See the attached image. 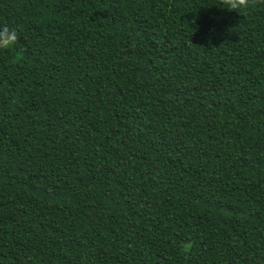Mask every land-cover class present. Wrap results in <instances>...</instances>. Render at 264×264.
I'll list each match as a JSON object with an SVG mask.
<instances>
[{"label": "trees", "instance_id": "obj_1", "mask_svg": "<svg viewBox=\"0 0 264 264\" xmlns=\"http://www.w3.org/2000/svg\"><path fill=\"white\" fill-rule=\"evenodd\" d=\"M5 26L0 264H264V3L0 0Z\"/></svg>", "mask_w": 264, "mask_h": 264}, {"label": "clouds", "instance_id": "obj_2", "mask_svg": "<svg viewBox=\"0 0 264 264\" xmlns=\"http://www.w3.org/2000/svg\"><path fill=\"white\" fill-rule=\"evenodd\" d=\"M224 9L230 12H236L239 15L245 14L259 4L264 3V0H220ZM18 41V32L15 28L3 27L0 29V47H13ZM19 55L17 56V59Z\"/></svg>", "mask_w": 264, "mask_h": 264}]
</instances>
